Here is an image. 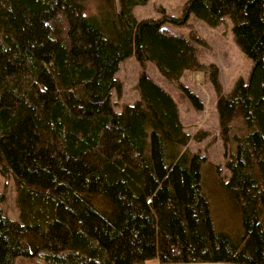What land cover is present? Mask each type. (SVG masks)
Returning <instances> with one entry per match:
<instances>
[{
  "label": "trees",
  "instance_id": "trees-1",
  "mask_svg": "<svg viewBox=\"0 0 264 264\" xmlns=\"http://www.w3.org/2000/svg\"><path fill=\"white\" fill-rule=\"evenodd\" d=\"M147 1L0 0V172L21 214L4 213L0 192V264H264V0H188L183 20L137 18ZM190 13L210 26L229 16L253 59L229 92L200 56L206 40L164 25ZM131 55L213 85L228 179L189 149L178 101L146 70L139 98L114 109Z\"/></svg>",
  "mask_w": 264,
  "mask_h": 264
},
{
  "label": "rangeland",
  "instance_id": "rangeland-1",
  "mask_svg": "<svg viewBox=\"0 0 264 264\" xmlns=\"http://www.w3.org/2000/svg\"><path fill=\"white\" fill-rule=\"evenodd\" d=\"M188 0H148L145 4L136 5L133 9L137 18L161 19L163 12L178 16L183 20L184 5ZM120 0H117L119 6ZM166 27L172 30L190 35L196 33L204 38L207 43H200V56L206 62H215L220 68V81L226 92H229L235 82L242 78H249L253 59L239 46L233 32V21L227 16L226 21L218 26H210L190 13L186 21L179 24L166 22ZM146 70L157 82L169 89L178 101L181 118L190 134L191 140L188 147L192 151H200L213 162L221 164L222 174L226 179L230 176V170L226 167L228 158L226 145L220 135L219 114L217 109V93L213 85L205 82L202 73L199 78H194V72L185 71L179 80L164 76L157 66L147 61L145 64L136 58L129 56L120 64L116 73L122 83V93L113 92L112 101L116 111H121L123 104L133 103L139 98L136 87L139 74ZM188 86L203 102V108H198L180 87V84ZM235 147V145H234ZM0 192L5 195L1 203L3 211L12 219L21 220L20 208L17 203V188L13 175L5 176L0 172ZM217 229L222 230L219 220L215 222ZM28 264H45L43 261H32ZM154 264V263H147ZM212 264V263H208Z\"/></svg>",
  "mask_w": 264,
  "mask_h": 264
},
{
  "label": "crops",
  "instance_id": "crops-1",
  "mask_svg": "<svg viewBox=\"0 0 264 264\" xmlns=\"http://www.w3.org/2000/svg\"><path fill=\"white\" fill-rule=\"evenodd\" d=\"M118 72V71H117ZM116 72V73H117ZM201 75V73H200V71H195L194 72V78L196 79V78H199V76Z\"/></svg>",
  "mask_w": 264,
  "mask_h": 264
},
{
  "label": "water",
  "instance_id": "water-1",
  "mask_svg": "<svg viewBox=\"0 0 264 264\" xmlns=\"http://www.w3.org/2000/svg\"><path fill=\"white\" fill-rule=\"evenodd\" d=\"M217 264H222V263H217Z\"/></svg>",
  "mask_w": 264,
  "mask_h": 264
}]
</instances>
